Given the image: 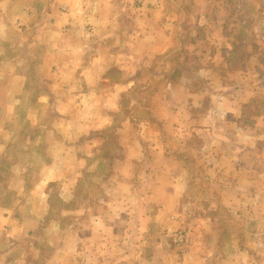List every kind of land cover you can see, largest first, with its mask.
Returning <instances> with one entry per match:
<instances>
[{
    "label": "crops",
    "instance_id": "0c3cea01",
    "mask_svg": "<svg viewBox=\"0 0 264 264\" xmlns=\"http://www.w3.org/2000/svg\"><path fill=\"white\" fill-rule=\"evenodd\" d=\"M160 11L142 9L140 15L131 17L130 21L120 20L126 26L117 32L118 36H110L109 26L102 29L100 16L91 11L92 19L98 21L96 25L99 27L88 45L82 38L84 33L78 32L81 25L65 38L60 34V28L69 24L71 19L61 15L56 17L51 28L55 29L51 34L53 42L48 44V64H55L59 73L48 75L45 90L37 94L30 106L29 117L15 125L14 134L20 135L16 143L21 140L16 157L22 155V158L13 164L10 161L12 155L7 152V149L12 150L9 148L11 143L0 141L4 150L0 159L3 157L5 160L2 167L6 166L0 174V183L3 182L2 173L14 174L8 183L11 194L5 185L0 184V264H106L105 261L111 264L106 258L113 253L125 256L121 260L131 264L133 240L137 234L141 235L139 230L144 227L141 224L135 233L133 225L136 220L156 223V229L152 231L148 227L147 234L142 237L146 240V249L140 264H168L174 256L177 258L173 260L174 264L177 260L179 264H228L230 259L221 248L223 243L216 229L204 233L210 221L205 223L203 212L194 213L195 218L184 216L188 187L170 168L176 161V154L168 146L172 138L166 137V132L170 127L180 132L192 130L193 126L188 118H184L183 112H190L189 105H192L194 95L171 86L166 89L158 87L153 91L148 89L152 94L149 101L152 106H146V110L155 121L143 122L146 134L123 138L104 135L116 126L125 97L135 89L134 68L150 60L153 63L176 47L173 24L164 18L162 21L157 19ZM2 13L1 24L8 30L7 23L15 15L13 12ZM116 14L117 10L112 13L113 20L117 18ZM80 18L76 17L71 25L76 26ZM60 36L67 42L56 44ZM116 37L122 41L113 43ZM57 46H61L63 57L57 58L61 56L54 51ZM19 60L23 59L20 57ZM24 62L21 61L20 65ZM116 70L119 74L115 73ZM16 80H23L22 72ZM144 91L147 90L144 88ZM171 99L175 100V105H171ZM234 99H225V108L236 105L238 101L233 102ZM134 106L132 100L131 108ZM23 110L19 105L16 107V111ZM172 113L180 116L176 123L170 121ZM132 126L133 122L128 119L122 124L123 128ZM192 134L190 132L188 136L191 138ZM155 157L165 162V166L150 162ZM104 160L109 161L106 173H97L96 166L90 168V161H96L99 167ZM141 164H145L144 170L142 166L138 169ZM141 175L148 178L149 192L140 200L136 179L138 177L143 183L146 180ZM88 176L93 182L89 185ZM191 176L199 177V169L191 171ZM197 182L200 184L199 180ZM56 188L61 189L66 202L74 200L75 192L92 191L89 200H86V195L78 194L79 203L87 212V202L96 199L94 207L97 211L88 217L87 213L79 210L72 226L58 221L53 209ZM100 192L104 193L103 197L108 195L109 199H97ZM136 199L138 204L153 210L136 217L133 211ZM200 203L197 200L194 206L202 207ZM169 217L174 219L169 221ZM180 228L186 229L196 242L184 256L178 252L175 239L168 234L169 230ZM111 239L118 240L120 244L111 243ZM236 256L235 260L240 263L242 255L237 252Z\"/></svg>",
    "mask_w": 264,
    "mask_h": 264
},
{
    "label": "rangeland",
    "instance_id": "374dc122",
    "mask_svg": "<svg viewBox=\"0 0 264 264\" xmlns=\"http://www.w3.org/2000/svg\"><path fill=\"white\" fill-rule=\"evenodd\" d=\"M142 9L161 10L156 18L161 21L164 18L173 24L176 47L153 63L150 60L134 68L137 80L135 89L125 97L116 126L104 135L118 138L145 135L143 122L155 121L150 111L146 110V106H152L149 102L152 100L150 90L171 86L192 93L190 112H183L184 118L190 120L192 130L180 132L170 127L166 132V137L172 138L168 146L176 154V161L170 168L188 187L184 198V216L195 218L194 213L203 212L205 223L210 221L204 233L216 229L223 243L221 248L230 259L228 264H243L245 260V264H264V0H0V14L13 12L15 15L7 23L8 30L4 29L0 20V141L11 143L8 145L12 150L7 149V152L12 155L10 161L13 164L16 159L22 158V155L16 157L21 140L16 143L20 135L14 134L15 125L30 114L34 98L45 90L48 75L51 72L59 73L55 64H48V44L53 42L51 34L55 30L51 28L57 16L71 19L69 24L60 28L62 36L69 37L81 25L78 32L84 33L82 38L88 45L99 27L96 25L98 21L92 19V13L100 16L102 29L109 26L110 36H116L126 26L121 22L139 16ZM115 10L118 15L113 20ZM78 16H81L78 24L71 25ZM62 36L56 44L67 42ZM120 41V37H116L113 43ZM54 51L61 55L57 58L64 56L61 46ZM20 57L25 60L21 65L23 60H19ZM21 72L23 80L19 82L16 77ZM115 73L119 74V71ZM233 97V102L236 100L238 103L225 108V99ZM132 100L135 103L133 108ZM146 101L148 104H145ZM173 104L175 100L171 99ZM18 105L24 110L16 111ZM170 117L171 123L180 119L173 113ZM127 119L134 126L123 128L122 124ZM194 129L197 131L194 132ZM186 132H191L193 137L190 138ZM2 149L0 146V153L4 152ZM151 161L165 166V162L156 157ZM2 162H5L3 157L0 159V174L6 167H2ZM90 163V168L97 167V173L108 171V160L102 161L99 167L96 161ZM141 166L144 170L145 164L139 165L138 169ZM198 169L200 176L192 177L191 171L197 172ZM2 174L3 182L0 184L5 185L11 194L8 183L14 174ZM92 177L88 176V185L93 183ZM141 177L146 180L143 183L138 177L136 179L137 197L140 200L147 197L149 192L148 178ZM9 194L6 192V197ZM74 194V200L70 202L64 200L61 189L56 188L53 194L55 219L67 226L74 225L73 219H76L79 210H83L78 194L86 195V200H89L93 193L80 191ZM103 194L98 193L97 199H109L108 195L103 197ZM196 199L202 207L194 206ZM95 200L87 202V212L83 210L88 217L97 211ZM137 202L136 199L133 206L136 217L153 210ZM173 219L169 217V221ZM141 224L144 227L141 228ZM133 227L135 233L138 227L141 228V235L137 234L138 238L133 240L134 250L129 263L140 264L146 249V240L142 237L147 234L145 231L148 227L155 230L156 223L136 220ZM180 233L187 234L188 244L179 242ZM168 234L175 239L182 256L188 254L196 244L184 228L169 230ZM110 242L120 244L115 239ZM237 252L242 255L240 263L235 260L238 258ZM122 257L113 253L106 260L111 264H125ZM176 259L175 256L170 258L168 264H174L173 260Z\"/></svg>",
    "mask_w": 264,
    "mask_h": 264
},
{
    "label": "built area",
    "instance_id": "2783aa9c",
    "mask_svg": "<svg viewBox=\"0 0 264 264\" xmlns=\"http://www.w3.org/2000/svg\"><path fill=\"white\" fill-rule=\"evenodd\" d=\"M179 242H180L182 245H184V244H188L189 239H188L187 234H185V233H180V234H179Z\"/></svg>",
    "mask_w": 264,
    "mask_h": 264
}]
</instances>
